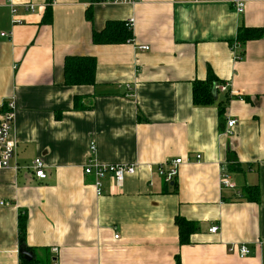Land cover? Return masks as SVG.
Segmentation results:
<instances>
[{"label":"crops","instance_id":"0c3cea01","mask_svg":"<svg viewBox=\"0 0 264 264\" xmlns=\"http://www.w3.org/2000/svg\"><path fill=\"white\" fill-rule=\"evenodd\" d=\"M109 21H131L133 41L95 44ZM241 25L264 28V0H0V113L14 105L16 142L0 168V264L23 263L25 213L35 264H264V37L236 60ZM69 56L97 59L95 85H66ZM210 75L244 99L219 91L195 105L193 84ZM92 143L98 164L136 173L122 187L106 177L98 195L84 172ZM176 158L184 161L168 184L158 167ZM223 170L235 188L223 187ZM251 185L259 202L243 199ZM177 219L194 227L189 243Z\"/></svg>","mask_w":264,"mask_h":264},{"label":"built area","instance_id":"2783aa9c","mask_svg":"<svg viewBox=\"0 0 264 264\" xmlns=\"http://www.w3.org/2000/svg\"><path fill=\"white\" fill-rule=\"evenodd\" d=\"M137 0H93L94 3H134ZM30 10H35V5L29 4L27 6ZM13 13L16 14V8L15 6H12ZM237 12L239 14L244 12L245 9V2L239 1L237 2L235 6ZM15 22H19V20L15 19ZM130 25L132 26L133 23L130 21ZM10 33H3L2 36H10ZM139 50L147 51L150 50V46L148 45H139ZM231 50L235 54V59L239 60V58L242 57L243 48L241 47V44L239 42H233L231 44ZM227 83H217L215 85L216 90L218 92H229L231 95H238L240 99H244L240 93L235 91H229L228 90ZM14 122H15V111H14V105L12 103L7 104V109L4 112L0 113V168H7L10 166L11 161L13 157L16 154V142L13 138L12 132L14 128ZM237 119L231 118L227 121V127L226 132L231 134L233 132V128L237 124ZM96 150V145L94 143L91 144V157L88 160V163L85 166L84 172L87 175H93L95 177V186L97 189V194L101 195L103 190V180L110 176L116 186L122 187L125 177L127 175L135 174L137 171V167L134 165H100L98 164L92 155L94 154ZM200 158V156H198ZM183 158H176L170 161H167L160 165L158 167V173L164 178L166 183H172L176 179L178 175V167L183 162ZM32 168L35 172V175L38 178L44 179L47 177V174L45 172V163L42 159L37 158L33 164ZM221 184L225 188H235V184H233L230 175L223 170L221 173ZM3 204V203H2ZM212 233H217L219 231V227L215 226L210 229ZM232 251H237L241 256H249L250 250L248 247L244 244L242 245H234L231 249ZM53 251L55 253L58 252L57 248H53ZM18 264H23L22 262ZM51 264H57L55 260L51 262Z\"/></svg>","mask_w":264,"mask_h":264},{"label":"trees","instance_id":"16d2710c","mask_svg":"<svg viewBox=\"0 0 264 264\" xmlns=\"http://www.w3.org/2000/svg\"><path fill=\"white\" fill-rule=\"evenodd\" d=\"M88 19L92 18V12H88ZM264 37V28H251L241 25L238 29L237 37L234 42H239L243 47L242 57L245 54L244 46L247 42L258 40ZM134 39L133 28L129 22L126 21H109L102 31L93 33V42L95 44H121L129 43ZM233 44V43H232ZM97 59L93 56H69L65 60V83L66 85H95V75L97 70ZM222 83L215 75H210L207 81H196L193 84V101L197 106H207L214 103L216 99L215 85ZM78 107V100L76 98ZM76 107V105H75ZM230 169L236 171L238 169L235 154L231 151L228 153ZM258 185L246 186L243 193V199L248 201L259 202L260 193ZM177 224L181 232V242L189 243L186 239V233L191 232L194 228L186 221L177 219ZM185 224L187 228L185 230ZM27 214L20 215L19 218V241L20 245L26 246V232H27ZM27 247V246H26ZM36 261L26 262L23 264H35ZM177 264L180 260L177 257Z\"/></svg>","mask_w":264,"mask_h":264},{"label":"water","instance_id":"95a60500","mask_svg":"<svg viewBox=\"0 0 264 264\" xmlns=\"http://www.w3.org/2000/svg\"><path fill=\"white\" fill-rule=\"evenodd\" d=\"M19 254L26 262H32L35 259V254L32 250H29L26 246L20 245Z\"/></svg>","mask_w":264,"mask_h":264}]
</instances>
